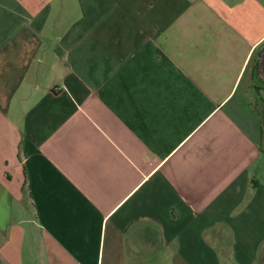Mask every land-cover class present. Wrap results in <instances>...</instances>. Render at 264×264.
<instances>
[{
    "label": "crops",
    "instance_id": "obj_1",
    "mask_svg": "<svg viewBox=\"0 0 264 264\" xmlns=\"http://www.w3.org/2000/svg\"><path fill=\"white\" fill-rule=\"evenodd\" d=\"M264 0H0V264H264Z\"/></svg>",
    "mask_w": 264,
    "mask_h": 264
},
{
    "label": "flooded vegetation",
    "instance_id": "obj_2",
    "mask_svg": "<svg viewBox=\"0 0 264 264\" xmlns=\"http://www.w3.org/2000/svg\"><path fill=\"white\" fill-rule=\"evenodd\" d=\"M258 74L261 79L264 80V46L261 49V53L258 56Z\"/></svg>",
    "mask_w": 264,
    "mask_h": 264
}]
</instances>
